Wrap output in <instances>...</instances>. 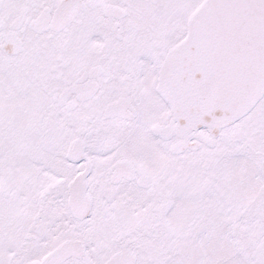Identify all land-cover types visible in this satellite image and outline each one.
<instances>
[{"label":"snow or ice","instance_id":"6c2138e0","mask_svg":"<svg viewBox=\"0 0 264 264\" xmlns=\"http://www.w3.org/2000/svg\"><path fill=\"white\" fill-rule=\"evenodd\" d=\"M0 264H264V0H0Z\"/></svg>","mask_w":264,"mask_h":264}]
</instances>
